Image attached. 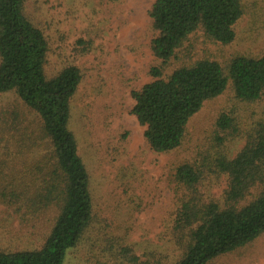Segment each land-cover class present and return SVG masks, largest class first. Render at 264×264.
<instances>
[{"label": "trees", "instance_id": "trees-1", "mask_svg": "<svg viewBox=\"0 0 264 264\" xmlns=\"http://www.w3.org/2000/svg\"><path fill=\"white\" fill-rule=\"evenodd\" d=\"M25 1L0 0V96L16 101L0 114V204L24 217L51 211L53 218L41 246L0 250V264H64L94 216L89 174L68 128L81 74L68 66L46 77L48 43L26 17ZM245 10L243 0H154L148 17L156 63L151 81L130 93L131 114L153 153L178 149L191 119L226 92L243 104L264 98V53L193 57L199 39L230 45ZM237 137L244 145L230 157L227 144ZM208 141L171 176L180 252L171 264H209L264 234V121L242 132L221 111ZM220 176L227 178L222 198L206 199L204 182Z\"/></svg>", "mask_w": 264, "mask_h": 264}, {"label": "rangeland", "instance_id": "rangeland-1", "mask_svg": "<svg viewBox=\"0 0 264 264\" xmlns=\"http://www.w3.org/2000/svg\"><path fill=\"white\" fill-rule=\"evenodd\" d=\"M245 14L228 46L199 39L193 57L218 61L236 53H264V0H243ZM154 0H26L24 13L48 43L47 78L75 66L81 82L71 101L68 128L73 132L89 174L93 222L64 264L174 263L179 258L173 221L177 210L171 181L176 166L191 160L209 143L216 116L233 114L242 132L264 121V98L238 103L229 93L204 104L189 122L182 145L167 154L153 153L131 114V91L151 81L155 60L148 11ZM15 99L0 96V114ZM244 145L227 144L230 157ZM6 172V171H5ZM227 178L211 177L201 192L220 199ZM53 213L22 216L0 204V250L29 251L41 246ZM209 264H264V234Z\"/></svg>", "mask_w": 264, "mask_h": 264}]
</instances>
